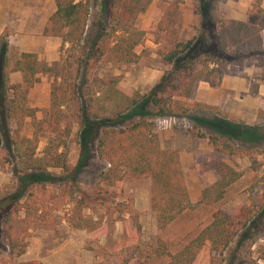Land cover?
Segmentation results:
<instances>
[{"label":"trees","instance_id":"trees-1","mask_svg":"<svg viewBox=\"0 0 264 264\" xmlns=\"http://www.w3.org/2000/svg\"><path fill=\"white\" fill-rule=\"evenodd\" d=\"M211 1L214 0H197L196 34L185 41L178 39V28L172 20L174 2L160 15L153 32V42L158 44L154 54L167 68L144 93L122 87L118 75H96L94 68L99 59L111 64L137 61L134 47L146 31L138 28L133 19L150 0H97V9L91 15L92 0H53L54 8L41 34L59 37L56 58L46 63L31 52L21 51L0 58V170L9 177L8 184L0 189V264H42L36 259L6 258L23 253L31 230L54 229L49 214L58 208V193L50 184L59 181L64 189L71 185L77 189L74 177L89 158L90 145L104 165L96 172L97 185L121 196L125 181L140 178L149 182L148 207L156 238L154 242L137 239L138 211L131 207L132 200L128 206L119 205L117 214H125L122 232L119 241L110 244L106 252L114 258V264H195L205 249L216 253L208 256L207 264H222L219 255L227 246L249 236L257 218L264 214V173L259 176L258 200L239 203L230 213L214 209L209 222L180 249L171 253L160 238L172 220L194 204L182 181L178 151L159 146L153 117H187L196 130L193 141L209 144L215 152L193 154L197 178L211 170L216 174L210 184L201 188L197 202L221 200L226 188L242 174L221 156L244 157L251 167L259 165L256 150L244 145L264 136L257 125L231 120L219 106L190 98L197 82L217 86L225 66L242 65L241 56L251 57L254 65L264 67L260 34L264 9L260 0H250L245 14L256 18L247 23L213 17ZM11 72L18 73L19 82L6 84L4 75ZM39 73L51 74L53 81L48 89V106L36 118L33 109L23 102L21 85L32 86ZM4 90L9 91L6 100ZM191 111L199 114L189 115ZM26 120L30 128L27 134ZM42 133L45 143L36 155L37 138ZM72 143L78 145V158L74 166H69L67 153ZM72 202L81 205L83 196L72 197ZM78 211L73 212L74 217H65V221L72 228L86 230L91 241L97 240L94 237L98 236L99 223ZM131 238L135 240L129 243ZM256 251L261 262L258 264H264V245L257 246Z\"/></svg>","mask_w":264,"mask_h":264},{"label":"rangeland","instance_id":"rangeland-1","mask_svg":"<svg viewBox=\"0 0 264 264\" xmlns=\"http://www.w3.org/2000/svg\"><path fill=\"white\" fill-rule=\"evenodd\" d=\"M24 7L32 8L36 3H43L45 15L49 9L52 8L53 0H19ZM13 2H15L13 0ZM97 0H92L91 8L89 9L90 15L97 9ZM170 2H177V0H169ZM214 3V2H213ZM35 9V8H34ZM176 11V10H175ZM174 11V20L177 19V11ZM89 15V16H90ZM251 17V16H250ZM24 27L27 30H33L39 25L31 22L29 19ZM134 23L138 28L146 31L144 38L135 45L134 51L138 53L136 62H129V64L118 63L111 64L102 60H97L95 63L94 73L100 76L118 75L119 83L122 87L128 90H135L137 93H144L149 90L153 84L154 73L156 70H164L163 64L159 63L156 59L154 51L157 46L152 44L154 39V29L157 23H154L149 17L145 16V11L135 14ZM178 25L177 22H174ZM3 51H0V58L2 56H13L17 53V47L12 45V36L16 37L18 32L17 28L8 25L2 30ZM36 34H32V41H36ZM11 43V44H10ZM35 54H40L42 48L40 46L33 47ZM56 51V50H55ZM245 56V55H244ZM243 58V62L248 60L252 61L251 57ZM40 61L49 63L48 60L37 57ZM56 58V53L54 54ZM234 65V64H232ZM237 66V65H236ZM5 83L18 81V74L11 72L9 75H4ZM38 80L30 87L21 85L25 106L33 109L35 117L40 118L48 106V89H50L53 76L51 74L39 73ZM9 91L4 90L2 96L6 100ZM206 105V104H205ZM222 111L228 115V109L237 112L238 108L235 105H218ZM227 110H226V108ZM257 109H247L243 111V119L230 116L231 120L243 122L251 126L257 125L264 135V110L261 107ZM199 112L191 111L189 115H198ZM254 115V119H249ZM154 124L153 132H157L159 140L163 146L175 145L181 166L182 181L189 197V200L194 207L184 210L179 213L169 224L160 238L166 241L169 251L180 249L191 238H193L198 231L205 226L210 219V213L216 208H219L225 213H230L239 203H248L250 200H258L261 193V180L260 174L264 173V136L257 140L253 139L250 143L244 144L249 148L253 147L256 150L255 161L259 163L256 167H251L246 158L221 156V159L234 170L241 171V175L232 182L223 195V198L215 202L199 201L200 190L202 187L207 186L215 179L216 174L213 170L205 173L200 178L195 176L193 167V154L198 153H215L209 144H198L193 141V132L195 128L192 122L187 117L182 116H163L153 117ZM73 130L76 124H73ZM29 125L27 120L24 122V132L27 134ZM156 136V134H155ZM45 134H41L37 138L36 155L44 145ZM90 156L87 158L81 170L75 174V181L77 189L71 185L69 188L64 189L59 181H53L50 188L58 193L56 203L58 208L51 210L49 217L53 222L54 229L46 230L41 227L31 230L27 239V246L20 256L6 258L2 253L3 258L10 261L12 259L18 261H26L30 259L40 260L43 264H114V258L106 255L109 245L115 241H119V236L122 232L121 219H125V214H117L119 205L128 206V201L132 200L131 207L138 211L137 222H139V235L137 239L144 242H154L156 238L155 222L153 221V214L149 207L144 208L146 203V193L149 185L147 179H130L125 181L122 185L123 194L119 196L113 189L108 187H101L94 182L96 172L102 170L104 165L96 158L93 146H89ZM78 158V145L72 143L69 146L67 153V164L74 166ZM54 172L58 170L54 169ZM1 173L3 171L0 170ZM5 174V173H3ZM7 177L6 184H8L9 177ZM0 186V189L2 188ZM66 193V195H62ZM83 196V203L81 205L72 202V197ZM70 200L67 204H61L63 201ZM197 202V203H196ZM196 203V204H195ZM130 207V206H129ZM78 213L83 217L91 218L99 223L97 231L98 236L90 240V236L84 229L72 228L66 221L65 217H74L73 212ZM254 227L249 233V236L236 242L233 240L227 248L219 255L222 264H258L261 263L256 258L257 246L264 245V214L257 218ZM253 236V237H252ZM252 238V239H251ZM131 238L129 243L134 241ZM207 247V244H206ZM211 254H216L213 251L209 252L207 249L203 250L194 260L195 264H207V258Z\"/></svg>","mask_w":264,"mask_h":264},{"label":"crops","instance_id":"crops-1","mask_svg":"<svg viewBox=\"0 0 264 264\" xmlns=\"http://www.w3.org/2000/svg\"><path fill=\"white\" fill-rule=\"evenodd\" d=\"M14 1L0 0V34L4 27L12 25V27H16L18 30L16 33L17 36H12L13 39L11 42L13 46L17 47V52H31L35 55V58L37 56L48 61L55 59V50L58 49L60 44L59 37L50 35L43 36L41 34L47 22L46 18L52 11V8H54V5L52 4V8L45 15L43 3H36L34 7L29 9V7H24L21 1ZM168 1L150 0L147 8L144 10L145 16L153 20L154 23H157L160 15L168 8ZM211 2H214L211 5L210 12L213 17L244 21L247 23L253 22L256 18L254 14H251V17L245 14L246 10L250 7V0H214ZM197 3V0H177L173 4L175 6L174 11L176 10L178 12V17L174 20V11H172V20L173 23H178L177 37L179 40L185 41L191 39L196 34L197 20L194 11L196 10ZM260 6L264 9V0H260ZM30 18H32L31 22L33 24L39 25L33 30H27L24 27L27 23L29 24ZM32 34H36V41H32ZM260 34L262 37V45L264 46V28L260 31ZM152 44L154 46L158 45L154 42ZM37 46L42 48L40 54H35V50L32 49ZM166 68L167 66L163 65V69ZM161 72L162 70L155 71L153 83L159 78ZM17 82H19V75ZM190 101H197L209 106H218L221 103L224 105H235L238 108L237 112L234 113L228 109V116H234L240 119L244 118L243 111L247 109L251 112V110L257 109L256 107L260 106L264 110V67L254 65L252 61L249 62L248 60H245L240 66L228 64L225 66L217 86L210 87L206 82H197ZM254 118V115H252L249 119ZM155 134L161 148L176 147L173 144L163 146L157 132ZM7 180L5 174L0 172V186L6 184ZM144 206V208H148V191Z\"/></svg>","mask_w":264,"mask_h":264}]
</instances>
